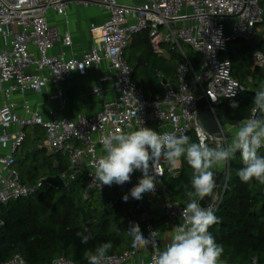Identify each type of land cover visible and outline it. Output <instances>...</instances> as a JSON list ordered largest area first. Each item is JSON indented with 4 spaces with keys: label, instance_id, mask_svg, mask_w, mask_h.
Segmentation results:
<instances>
[{
    "label": "built area",
    "instance_id": "obj_1",
    "mask_svg": "<svg viewBox=\"0 0 264 264\" xmlns=\"http://www.w3.org/2000/svg\"><path fill=\"white\" fill-rule=\"evenodd\" d=\"M262 1L0 0V204L6 206L45 186L41 178L28 187L22 180L15 156L28 137L27 128L40 126L45 130L41 146L49 154H62L69 161L68 169L59 174L66 185L83 175L85 199H89L92 192L104 193L108 189L116 193L118 201L129 194L128 201L134 204V218L144 226V236L147 238L151 231H157L156 250L163 251L166 245L161 240L162 229L157 220L160 218L162 226L171 230L183 223L181 212L185 206L171 200L162 177L157 178L154 195L145 193L141 200L133 199L130 189L142 177L139 170L123 185L114 183L100 187L99 181L93 184L91 173L95 171V162L104 154L101 138L109 133L135 130L141 121L142 126L161 133L181 136L194 132L198 142L202 137L212 147L230 144L222 127L218 132L207 129L199 104L205 102L214 111L216 104L238 97L245 89L233 75L235 50L231 49L232 43L251 40L256 47L253 62L264 68ZM72 3L94 4L109 12L104 23L91 24L92 44L81 57H68L64 51L51 53L55 44L71 46L73 40L70 32L61 34L57 27L50 25L48 14L53 10L68 23V8ZM144 30L156 54L166 56L167 45L183 56L177 69V85L167 82L164 95L153 100L134 83V69L125 58L126 49ZM187 47L202 55L199 71L188 59ZM91 70L98 72L90 93L100 99V109L89 116L67 117L63 83L75 76L84 77ZM233 92L234 96L226 97ZM29 93L46 94L45 104L49 106L46 114L32 106L27 97ZM13 94L22 97V115L12 99ZM53 102L57 107L50 106ZM217 169H221L223 181L210 204L215 215L230 178V162L216 166ZM261 191L264 198V184ZM2 225L4 220L0 219ZM153 254L151 245L148 252L130 248L107 254L106 264H152ZM0 264L28 263L21 254H16ZM52 264L76 263L60 255ZM252 264L260 263L254 258Z\"/></svg>",
    "mask_w": 264,
    "mask_h": 264
},
{
    "label": "trees",
    "instance_id": "obj_2",
    "mask_svg": "<svg viewBox=\"0 0 264 264\" xmlns=\"http://www.w3.org/2000/svg\"><path fill=\"white\" fill-rule=\"evenodd\" d=\"M263 5L264 0L261 2L262 9ZM138 43L145 45V48L138 58L137 65H132L133 81L144 89L148 99L162 97L164 95L163 79L175 84L177 69L183 61V56L178 50L167 45L169 58L156 54L148 36ZM138 43L134 39L132 46ZM243 47L251 51L246 41ZM262 47H264V36ZM186 52L195 70L199 71L202 55L190 47H187ZM232 65L233 75L245 89L238 97L224 99L214 106L222 125L236 124L248 119L252 115L255 88L264 83V69L253 65L251 55L239 58L238 54H232ZM249 76H252V80H249ZM232 100L239 103V108L229 107ZM187 136L191 138V142H198L194 132H189ZM37 139L35 137L31 140L33 143L29 152V156L35 158H38L39 151H46L40 143L36 142ZM35 146L38 148L34 149ZM258 151L264 156V148ZM54 155L58 157V162L52 170L45 173H33V177H24L21 174L23 182L36 184L41 178L65 172L69 161L62 154L45 156L44 162L39 166L51 165L48 158ZM19 163L17 160L16 165L18 166ZM242 167L239 153H237L236 158L230 161V178L216 213L219 223L212 225L209 232L216 242L223 246L224 251L220 262L252 264L253 259L257 258L259 263L263 264L264 198L261 183L256 180L249 183L242 182L237 174ZM191 177L192 169L183 158L179 173L172 175L165 170L162 182L172 201L186 206L188 198L185 195V185H188L191 190ZM85 186L86 179L82 175L68 184L67 194L55 187L43 186L37 192L10 202L6 206L0 204V219L4 220V225L0 226V262L21 254L28 264H52L53 260L60 255L72 259L76 264H87L84 253L88 250L94 252L95 248L102 243L111 242L112 244L107 254L120 253L132 248L131 237L126 234V231L132 224H137V221L132 220L133 216L128 212L122 215L118 213L120 201L116 205H106L102 209L95 208L93 204L95 196L103 193L92 192L90 198L85 199ZM197 199L199 201V198ZM141 232L145 234V229H141ZM77 233L91 234L92 239L87 244H83L81 236Z\"/></svg>",
    "mask_w": 264,
    "mask_h": 264
},
{
    "label": "clouds",
    "instance_id": "obj_3",
    "mask_svg": "<svg viewBox=\"0 0 264 264\" xmlns=\"http://www.w3.org/2000/svg\"><path fill=\"white\" fill-rule=\"evenodd\" d=\"M234 95L233 92L226 97ZM252 104L251 118L240 122L227 146L210 147L202 137L199 142H191L187 135L157 132L142 126L141 121L135 130L109 133L101 138L104 154L95 162V171L91 173L93 184L99 181L100 187H110L114 183L123 185L130 182L132 174L139 170L142 177L130 189L133 199L141 200L145 193L155 194L159 182L157 178L164 176L165 165L168 173L175 175L183 158L192 169L191 190L185 185L188 202L181 212L183 223L171 229L170 243L163 251L156 250L157 231H151L147 238L139 224H132L126 231L131 237V247L137 252H148L151 245L154 253L152 264H220L223 246L209 232V228L218 223L219 218L210 204L204 206L197 198L199 201L206 197L214 198L217 182L212 169L226 166L236 158L237 153L243 165L237 173L240 180L244 183L256 180L264 184V156L258 151L264 148V83L261 84V90L255 92ZM229 107L237 109L239 103L232 100ZM122 199L128 201L129 194H125ZM77 235L81 236L83 244L92 239L91 234ZM111 248V242L102 243L94 252L86 251L84 256L88 264H106L107 253Z\"/></svg>",
    "mask_w": 264,
    "mask_h": 264
},
{
    "label": "crops",
    "instance_id": "obj_4",
    "mask_svg": "<svg viewBox=\"0 0 264 264\" xmlns=\"http://www.w3.org/2000/svg\"><path fill=\"white\" fill-rule=\"evenodd\" d=\"M85 7L87 9H85ZM68 17H69V22L66 23L65 19L62 16L58 15L55 11L50 10L48 14V21L50 25L57 27L61 34H64L67 31L70 32L73 40V44L71 46H64L62 43L55 44V46L51 50V53L58 54L64 51L68 57H81L87 50H89L92 44V38L90 34L91 24L104 23L109 17V12L107 11L104 13L101 9L96 7V5L89 7V6H83L72 3L69 5L68 8ZM243 43L244 41L239 40L235 42L234 45L231 46V49L235 50V53L233 54L234 55L238 54L239 58L248 57L249 55H251L253 61V52H254L253 47L250 46L251 51L246 50L243 47ZM253 65L257 66L254 64V62ZM97 77H98V72L95 70H91L84 77L75 76L71 80L63 83L67 98V109L65 111V115L67 117H76L77 115L80 114L89 116L96 113L100 109L101 106L100 99L97 96L92 95L90 93V88L97 80ZM249 80H252V76H249ZM260 88L261 85L256 86L255 91L261 90ZM49 91H51V89H49ZM27 97L30 100L32 106L39 107L43 113L45 114L47 113L49 106L45 104L46 94L34 95L32 93H29ZM1 99L2 97L0 95V102ZM12 99L18 104V112L22 115L23 110L20 106L22 97L18 94H13ZM50 106L55 108L57 107V103L53 102ZM199 112L201 119L205 124V126L207 127V129L213 132H218L220 131V127H222L225 130V132L228 134L231 143L232 138L235 135L240 122L236 124L222 125L217 117L215 110L212 111L211 108H209V106L205 102H201L199 104ZM180 169H181V164L178 167V170H175V173H179ZM217 170L221 171V169H217ZM157 224L162 229L161 240L167 246L170 243L171 230L162 226V221L160 218L157 220ZM142 255L146 257L145 256L146 254H142ZM135 259L136 260L139 259V256L136 257ZM220 264H227V263L220 262Z\"/></svg>",
    "mask_w": 264,
    "mask_h": 264
},
{
    "label": "rangeland",
    "instance_id": "obj_5",
    "mask_svg": "<svg viewBox=\"0 0 264 264\" xmlns=\"http://www.w3.org/2000/svg\"><path fill=\"white\" fill-rule=\"evenodd\" d=\"M90 6H95V5L94 4L89 5V7ZM96 7L101 9L104 13L107 12L106 8H104V7H100L98 5H96ZM85 9H87V8L85 7ZM263 9H264V5H263ZM145 36H148V32L146 30L137 34L135 36L136 42L138 43ZM234 44L235 43H232L231 46ZM144 48H145V45H143L142 43H140V44L138 43L135 46L130 45L126 49L125 58L131 66L137 65L138 58L142 55ZM186 51H187V48H186ZM167 55L166 56L169 58L170 53L168 52ZM175 81L176 82L174 85H177V77H176ZM27 134H28V138L26 139V142L20 147L18 152H16V154H15L16 159L19 160V162H20L17 166L18 170L20 171V173L24 177H27V176L33 177V175H34L33 173H36V172H40V173L49 172L50 170H52V168L58 162V157L56 155L50 156L48 158L51 165H46V166H39V164H42L44 162L45 156H49L48 150L39 151L38 158L29 156L30 147L32 145L31 140L36 137V138H38L36 140V142L40 143V145H42V143L44 141V137H45V130L40 126H37L35 128L29 127V128H27ZM118 198L119 197L116 195V193H114L112 190L108 189L103 194H99V195L97 194L94 198L93 204H94L95 208L102 209L106 205L116 204L118 202ZM126 212L130 213L134 217L135 212H134V204L133 203H129L126 206H122V205L120 206L118 213L120 215H122L123 213H126ZM137 224H139L140 229L144 228V226L142 224H140L138 222H137Z\"/></svg>",
    "mask_w": 264,
    "mask_h": 264
},
{
    "label": "water",
    "instance_id": "obj_6",
    "mask_svg": "<svg viewBox=\"0 0 264 264\" xmlns=\"http://www.w3.org/2000/svg\"><path fill=\"white\" fill-rule=\"evenodd\" d=\"M247 44L252 46L254 50L256 49L254 43L251 40H248ZM166 83H167V80L163 79V84H166ZM37 148H38L37 146L34 147V149H37ZM213 172L215 173L216 182H217V186H216V188L214 190V193H213V197H214L215 193L220 189V187L222 185L223 176H222V173L220 171H218V170H213ZM43 183L47 187H55L56 189L62 190V192L64 194L68 193V187H67L66 183L64 182V180L62 179V177L59 174L58 175H49V176L44 177L43 178ZM27 185H28V187L32 186L31 183H27ZM224 194H225V192L223 193V196H224ZM212 200H213V198L206 197L203 201H199V202L202 203V205L207 206V205L211 204ZM120 204L122 206H126V205L129 204V201L125 202L122 199L120 201ZM114 205H116V204H114ZM131 219L135 220L134 217H131ZM218 223H216V224H218ZM216 224H214V225H216Z\"/></svg>",
    "mask_w": 264,
    "mask_h": 264
}]
</instances>
